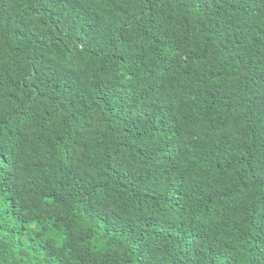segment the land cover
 <instances>
[{"label":"trees","instance_id":"trees-1","mask_svg":"<svg viewBox=\"0 0 264 264\" xmlns=\"http://www.w3.org/2000/svg\"><path fill=\"white\" fill-rule=\"evenodd\" d=\"M0 264H264V0H0Z\"/></svg>","mask_w":264,"mask_h":264}]
</instances>
